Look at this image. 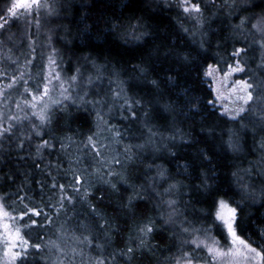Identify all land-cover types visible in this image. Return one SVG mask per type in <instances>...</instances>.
Returning <instances> with one entry per match:
<instances>
[{"label":"trees","instance_id":"trees-1","mask_svg":"<svg viewBox=\"0 0 264 264\" xmlns=\"http://www.w3.org/2000/svg\"><path fill=\"white\" fill-rule=\"evenodd\" d=\"M10 4L0 0V23ZM194 4L200 13L173 0L44 8V55L78 84L46 120L2 114L0 205L29 242L15 264H182L185 253L208 262L191 241L228 242L215 220L220 199L237 208V234L258 250L264 244V39L252 29L264 0ZM14 24L0 28L5 76L29 52ZM236 49L244 51L233 56ZM32 52L29 89L43 72L41 52ZM235 63L254 99L233 120L214 103L205 73ZM11 86L7 95L21 88Z\"/></svg>","mask_w":264,"mask_h":264},{"label":"rangeland","instance_id":"rangeland-1","mask_svg":"<svg viewBox=\"0 0 264 264\" xmlns=\"http://www.w3.org/2000/svg\"><path fill=\"white\" fill-rule=\"evenodd\" d=\"M50 1L51 0H40V6H32L31 9H16L15 15H13L9 12V9L14 3L19 2V0H11L6 17L1 20L0 24H5V21L7 23L12 18H15V27L12 29L13 31L16 29L19 30L20 40L23 41L25 46L24 50H28L29 52L24 55V62L19 66L20 68L17 70L16 74L5 76L0 73V128L3 122H5V120L1 119L2 114L4 116L8 114L9 120L13 121L24 116L34 117L35 120L33 123L42 121L41 115L43 114L48 116L49 112L55 110L57 105L63 103L66 99H68V97H70L73 93L74 86L78 84L75 79H72V76H74L73 74L66 76L64 73L60 72L54 64L53 55H49L47 53V56L44 55V45L46 47V51L48 47L50 49V41L48 40L49 37H47L46 31L44 32V8L48 6ZM173 1H175L179 6L182 4V0ZM189 3H194V0H189ZM8 34L6 36H8ZM44 34L46 36L45 40ZM259 35L264 39V34L259 33ZM1 42L2 40H0V48L2 46ZM34 48H36L38 52H41L40 58L36 61L40 62L42 60L43 72L38 86L29 89L28 81L32 76L28 70L33 60L32 51H34ZM237 65L238 64L235 63L231 67L235 68ZM210 66L211 69L208 67L207 72L211 71L212 75H206V77L208 78L213 90L214 103L220 107L223 113L228 116H233L242 104V101L238 99L239 96L243 95V93L239 91L238 82L246 80L241 79L238 76L241 71H231L230 68L220 69L216 65ZM87 80L88 79L86 78L83 82L84 87H87L89 84ZM15 83L19 84L21 87L19 88V92L14 90V92L7 95V87L11 88V85H15ZM45 88H47L46 95L44 94ZM248 91H250V89ZM79 98L80 97L77 99ZM7 99L11 101L6 103L5 100ZM247 105H244V107L246 108ZM260 118L263 119L264 115H261ZM2 213H6L4 208H0V224H9L13 232L16 229L20 230L16 223V219L12 215L7 213V216H3ZM20 235L23 237L21 230ZM194 239L205 240L209 244L212 240L219 242V240L209 234L195 235ZM218 246L224 251L231 248L232 245L229 236L226 244L219 242ZM5 247L4 233L0 231V264H11V257L4 255ZM194 247L195 250L202 251L207 255L208 262H197L193 260V264H254V262L246 261L243 258L233 259L232 257H220L213 259V256L208 253L206 248H197L195 244ZM22 250V246H18L13 249V251ZM182 264H184V261Z\"/></svg>","mask_w":264,"mask_h":264},{"label":"snow or ice","instance_id":"snow-or-ice-1","mask_svg":"<svg viewBox=\"0 0 264 264\" xmlns=\"http://www.w3.org/2000/svg\"><path fill=\"white\" fill-rule=\"evenodd\" d=\"M32 6H40V0H19V2L14 3L12 7L9 9V12L15 15L16 9H31ZM181 6L183 7L184 11L187 13L189 11L200 13L201 7L199 4L189 3V0H182ZM6 23V21H5ZM247 23L246 19L241 20V24L237 25V27H244ZM4 25L0 24V28ZM252 29H255L257 32L264 34V14L257 17L255 23L252 24ZM261 47H264V41L261 42ZM244 50L243 49H236L233 52V56H240ZM211 69V66H209ZM231 71H243V68L237 65V67L232 68L230 66ZM143 71V69H141ZM205 75L211 76L212 72L208 71ZM72 79H76L73 77ZM155 83V81H153ZM239 84V91L243 93V95L239 96L238 99L242 101L241 106L236 111L235 115L231 116V119L235 120L241 113L245 112L246 109L244 105L249 104L250 101L254 99L252 92L248 91L252 88V85L246 81H240ZM44 94H47V88H45ZM99 116V114H98ZM42 120H46L47 117L45 115H41ZM102 119V117H101ZM8 131V129H5ZM39 135V133H37ZM91 137L89 140L91 141ZM47 142H45L46 144ZM160 176H163L164 173L160 172ZM175 185H170V189L174 188ZM167 191V190H166ZM131 202V198H130ZM170 206L175 203V201H168L167 202ZM215 207V220L220 222L224 229L227 231L228 236L231 240L232 247L229 248L227 251L222 250L218 245L219 242L216 240H212L209 244L205 240H197L193 239L191 243L195 244L197 248H206L208 253L213 256V259H217L220 257H232L235 258H243L246 261H252L254 264H264V244L260 246V249L252 247L249 243H247L244 239H241L239 235H237V227L239 226L237 221V208L231 206V204L224 200L220 199L214 202ZM0 208H3V205H0ZM35 215H39L38 212L33 210ZM3 216H7V213H2ZM22 218V217H21ZM33 225L36 223L35 221L32 222ZM0 231L4 233V242L6 244L4 255L11 257V264H15L16 261L22 260L24 256L27 255V249L29 247V242L25 240L20 235V230L16 229L14 232L11 230L9 224H0ZM141 233L147 235L153 231V228L149 225H145L143 228L140 229ZM183 231L187 232L188 229L184 228ZM264 235V233H262ZM141 244H144V241L141 240ZM22 246V251H13L14 248ZM32 247L36 248L37 250L40 248L39 244L32 245ZM133 251L132 248H128L127 252L131 253ZM185 260L184 264H193V260L196 257H189L188 253L184 254ZM130 258V257H129ZM115 259V257H113ZM98 264H104V260H98ZM177 264H181L180 259H177Z\"/></svg>","mask_w":264,"mask_h":264}]
</instances>
